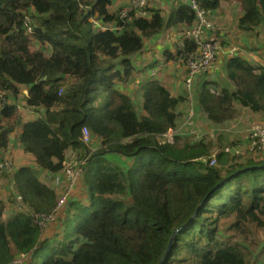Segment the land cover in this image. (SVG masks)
<instances>
[{
  "label": "trees",
  "instance_id": "1",
  "mask_svg": "<svg viewBox=\"0 0 264 264\" xmlns=\"http://www.w3.org/2000/svg\"><path fill=\"white\" fill-rule=\"evenodd\" d=\"M241 1L242 27L264 23V0ZM200 3L212 11L220 6ZM112 6L113 0H0V162L18 129L22 150L51 174L63 168L68 151L89 155L82 179L88 204L72 192L57 226L48 221L49 236L29 213L4 220L0 199V264H253L250 248L223 237L220 223L234 216L236 228L263 225L264 154L242 159L223 146L209 165L203 159L222 144L160 140L178 125L185 96L146 79L139 112L122 90L133 82V57L146 41L170 26L178 32L193 26L195 11L183 4L121 20ZM184 46L168 59L185 62L196 44L186 39ZM227 70L233 86L215 91L203 81L194 90L215 125L235 118L238 104L264 112V65L233 57ZM19 100L43 115L25 120ZM83 127L99 141L97 150L83 142ZM14 177L31 213L56 212L57 192L31 167ZM258 248L264 264V243ZM21 254L27 257L16 261Z\"/></svg>",
  "mask_w": 264,
  "mask_h": 264
},
{
  "label": "rangeland",
  "instance_id": "2",
  "mask_svg": "<svg viewBox=\"0 0 264 264\" xmlns=\"http://www.w3.org/2000/svg\"><path fill=\"white\" fill-rule=\"evenodd\" d=\"M132 0H113V6L112 9L119 11L121 9H126L131 5ZM165 3L166 0H152L151 3L155 2V4L160 7L161 4ZM231 2H236L229 0ZM151 7V5H150ZM166 8V6L164 7ZM239 5L236 3H230L228 4L226 1H222V10L213 13V17L219 18L221 21H224L223 30L227 31L229 35H236L239 32V17L242 14V12L239 9ZM166 11V10H165ZM219 25V24H218ZM166 35V34H165ZM166 37V36H165ZM219 37V36H218ZM171 39V37H170ZM219 40L222 41L221 37H219ZM231 43H233L231 41ZM164 44L166 46V40L164 41ZM33 47L35 49L42 48V45L39 43L34 44ZM49 48L47 49L46 53H49ZM144 53H147V58H143L145 62V66L148 64V60L151 59L152 53H149L146 49ZM167 57V56H166ZM218 57V56H217ZM140 62V61H139ZM216 60L213 64V67L216 64ZM181 69L184 68L187 70L186 64H181ZM167 66L168 72L160 73L161 76L165 77L168 84L175 86H178L177 88L180 89V94L182 93V88L185 87V93L187 96L186 101L182 103L184 106V109L187 111H190V108L194 106L193 98L195 97L194 90L196 89L195 86H193V92L190 93L186 86H185V76L184 78L180 77L175 74V69H177V63L173 61L166 60V63H164V68ZM140 67V66H139ZM174 67L171 71V68ZM225 74V73H224ZM150 77L145 72L138 71L135 74H132V80L133 82L129 84L126 88H122L123 91H125L128 94H132L136 105L139 109V112H141V104L143 102V95H142V82L146 79H149ZM210 81H213L212 79H218L219 85L223 83L224 75L223 72H216L209 75L208 78ZM184 80V84H183ZM142 81V82H141ZM201 81V79L198 80V83ZM184 85V86H183ZM211 88L215 91L219 90L218 87H215L212 83L210 84ZM171 87V86H170ZM183 90V91H184ZM188 94H187V92ZM192 94V95H191ZM20 105V112L23 115V118L25 120H30L31 117L34 119L38 118L40 115H43V110L36 111L34 108H26V104L23 102V100L18 101ZM186 106V107H185ZM189 111L187 113V116L182 114L181 120L178 121V125L176 126L179 128V131L176 133L177 136H181L180 138L187 139V140H199L202 138L206 139H212L216 145H221L214 147V151L220 150L224 146V148L227 147H241L242 149H246L248 145V138L250 134V129L255 124H261L264 125V114L262 113H252L251 110L246 109L244 107L238 106L237 112L235 115V118L229 120L226 123L220 124V125H208L206 121H195V117H193L194 123L191 126H188L185 124L187 117L189 115ZM195 116V114H194ZM32 118V119H33ZM186 118V119H185ZM201 118V117H200ZM203 119V118H201ZM198 122V123H197ZM211 124V123H210ZM214 126V127H212ZM212 127V128H211ZM213 129L215 132H213ZM216 131L219 132L216 134ZM20 130L18 129L15 134H12L13 142L9 146V148L3 152L2 154V160L0 162V199L3 201L5 206V213H4V220L9 218L13 213L18 211H23L25 213H29V210L26 208L24 204L21 203L19 199V195L17 193L16 184L14 181V174L16 171L22 167V166H30L32 163V160H29L27 156L23 152H21L20 147V141L18 135ZM176 137V136H175ZM219 137L221 138L219 140ZM189 138V139H188ZM176 139V138H175ZM161 141H164L163 137L160 138ZM175 141V140H174ZM100 146V143L97 139H92L88 143V148L90 151H95ZM78 152V151H74ZM73 151H68L67 153V160L69 161L73 156L76 154ZM242 159L248 158V157H256L259 155H253L252 153H244L241 154ZM119 160V159H118ZM112 162L116 163V160H113ZM33 172L40 178V172L37 171L34 167L32 168ZM45 179V178H43ZM50 183V187L54 188L55 191L58 194V203H61V196L67 191L69 188V182L64 176H60L57 178V176H53L51 178H47ZM83 175L77 182V184L71 189V192L78 194L76 198H78L79 201L82 203H86V200L83 198V194H85L84 191V184H83ZM81 190V191H80ZM68 201V200H67ZM67 202H65L64 206ZM88 204V203H86ZM64 206L59 208L58 213L52 216H47L49 220L54 221V227L57 226L55 219L58 215L63 216L64 215ZM56 211V212H57ZM40 219V218H38ZM55 219V220H54ZM263 225H258V222L251 223L250 221H247L245 225L243 226L244 229L236 228L234 227L235 223V217H229V218H222L220 223V229L222 230V236L227 238H233L236 241H240L244 243L246 246L250 248V251H252V255L254 256L253 264H259V255L260 251L258 250L259 246H261V243H264V215L261 217ZM51 221V222H52ZM50 224V223H49ZM43 227L45 228V235H51L54 232V227H49V225L46 226V223L44 222ZM245 230V231H244ZM244 231V232H243ZM256 254V255H255ZM24 258L17 257L16 261L20 262Z\"/></svg>",
  "mask_w": 264,
  "mask_h": 264
},
{
  "label": "crops",
  "instance_id": "3",
  "mask_svg": "<svg viewBox=\"0 0 264 264\" xmlns=\"http://www.w3.org/2000/svg\"><path fill=\"white\" fill-rule=\"evenodd\" d=\"M185 1L186 0H166L165 3H163V1H162V4L160 7H158L155 4V2H153V4H151V7H153L152 9L166 10V14H168L172 9L174 10L177 7L185 4ZM222 1L223 2L226 1L228 4L236 3L239 5V7H240L239 9L242 12L239 19L244 15V12H245L241 0H232V1H236V2H231L229 0H220V6L218 9H216L214 11L209 10L210 12L208 14V17L212 21V23L214 24L215 30L208 31V35L221 37L222 41L221 40L220 41L222 44V50L218 54V57L216 59L217 62L215 64V66L209 72H206V73L200 75L196 79L194 86H195V88L197 86V89H198V84L203 82V81L209 82L208 87H210V88H211V86H210L211 83L213 85H215V87H218L219 90H217V91H220L223 87L228 86V85L233 86L234 85L233 82L227 77V71H228L227 70V62L229 59H231L233 57H241L242 59H244L246 61V64H248L250 66L264 65V23L260 24L259 26L253 27L252 29L242 27L239 23L238 24V27H239L238 34L229 35L227 31L223 30L224 21H221L219 18L214 19V17H213V13H216V12L222 10ZM165 6H166V8H164ZM103 26H105V25H103ZM181 33L182 32H178L177 29L174 28L173 26L167 27L166 31H164L157 38L149 39L148 41H146L145 48L143 49V51L138 53L137 55H135L133 57V60H134V63L136 65V69H137L135 71V73L138 71H141L143 73L145 72L150 77L149 79L158 80L161 83H163L173 93L174 96H185L187 98L186 93H185V90H186L185 87H184L185 90L182 88V93L180 94V92H179L180 89L177 88L180 85H177L174 88L173 85L168 84L166 79H164L165 77L164 76L162 77L160 74L163 72H168L166 70L167 66L164 68V63H166V60L173 61V62H174V60H177V58L173 59V60L168 59V58L176 56V51L178 49L179 41L181 38ZM170 37H171V39H170ZM165 40H166V46L164 44ZM231 41L233 43H231ZM231 47H237L238 51L236 53L226 52ZM146 49L148 50L149 53H152V55H151V59L148 60V64L145 66V62H144L143 58H145V57L147 58L148 56L146 55L147 53H144L143 55H142V53ZM181 66L182 65L177 66L176 67L177 69H175V71H174L175 74H177L180 77V79L182 77L184 78V76H186V70L184 68L181 69ZM169 68H171V71H172V69L174 67H169ZM216 72H220V73L223 72L224 80H223V83L221 85L218 84L219 83L218 79H212L213 81H210L208 79L210 74L216 73ZM199 79H201V81L198 83ZM129 84H131V83H129ZM183 84H184V80H183ZM195 91H196V89H195ZM187 94H188V92H187ZM130 95H132V94H130ZM193 101H194V106L192 109H193V112L195 114V116H194L195 121H203L204 120L207 122V124L209 126L212 125L213 123L208 119L206 113L202 110V108L199 107V104L197 102V97H194ZM238 106H240V105L238 104L237 108H238ZM244 108L248 109L247 107H244ZM188 111L189 110L186 111L184 109V106L182 104L180 106H178V112L180 113L179 120H181L183 113L185 116H187ZM252 113H254V112L252 111ZM262 114H264V112H262ZM200 117L203 119H201ZM32 118L33 117H31L30 119H32ZM213 125H215V124H213ZM212 127H214V126H212ZM217 133H219V132L216 131V134ZM177 137H179L181 142L189 141L187 139L180 138V136H177ZM201 140L212 141L215 144V142L212 139H206V138H202V139H199L196 141H201ZM175 141H176V139H175ZM225 150H226V148H225ZM219 151H217V155H218ZM21 152H23L29 160H32L33 164H31L29 167H31V169L34 167L37 171L40 172L41 177L39 179L42 182L46 183L48 186H50L49 180L47 178H51L53 176H56V174H51L48 171H45V170L38 168V166L35 162V157L32 154L24 152L22 150V148H21ZM213 152H212V154H213ZM232 154L237 155L233 152H232ZM217 155H216V162H217V158H218ZM43 178H45V179H43ZM84 192H85V194H83V198L86 199L87 193H86V191H84ZM72 195L77 196L78 194L73 193Z\"/></svg>",
  "mask_w": 264,
  "mask_h": 264
},
{
  "label": "built area",
  "instance_id": "4",
  "mask_svg": "<svg viewBox=\"0 0 264 264\" xmlns=\"http://www.w3.org/2000/svg\"><path fill=\"white\" fill-rule=\"evenodd\" d=\"M151 1L152 0H132L131 5L129 7H127L126 9H121L119 11V18L121 20H125L127 18H130V16L134 13L137 16H148L149 10L153 8L150 7L151 4H149L151 3ZM185 4H187L191 9L195 11L196 21L193 26L186 28L181 33V38L179 41L178 48L179 49L184 48L185 47L184 41L188 39L190 41L195 42L196 50L195 52H192L188 55L185 62H183L182 58L180 57L177 59V61L174 62L177 63V66L184 63L186 64L187 70L185 76V86L187 90L190 93H192L196 79L200 75L209 72L213 68V64L217 59L218 54L222 50V44L217 36L208 35V31L215 30V27L212 21L208 17L210 11L206 10L201 6L200 0H186ZM29 21L30 19L27 18L26 19L27 25ZM97 25L99 27H102V25L99 23H97ZM237 51H238L237 47H231L226 52L236 53ZM192 108L193 107L190 108L189 115L185 122V124L188 126H191L194 123L193 121L194 112ZM178 131L179 128L177 127L169 128L168 130H166V132L160 136L166 139L162 142L173 143L176 138L175 136H177L176 133ZM213 132H215L214 129ZM82 134H83L82 135L83 142L88 145V143L91 140V134L87 129V127H83ZM226 150H231L233 153L237 155H241L244 153H252L255 156L264 154V125L255 124L251 127L248 138V145L246 149H242L241 147L237 146V147H227ZM74 153L76 155L73 156L69 161L67 160L68 157H66L65 161L63 162V168L59 172L54 173L56 174L57 178L60 176H64L70 184L67 191L61 196L62 202L58 203V206L55 211L59 210V208L63 207L65 202H67L69 195L72 193L71 189L77 184L79 179L82 177L84 164H86V162L88 161L89 155H85L84 157L81 158L78 152H74ZM216 155H217V151H214L211 156H209L206 159H203V161L209 163V165H214L216 163ZM59 211L53 213L52 215L55 216V214L58 213ZM29 214L34 218L35 222L40 226V230L44 231L45 230V228L43 227L44 222L46 223L47 226L48 221H50L47 218V216L33 214L30 211ZM20 257L25 259L27 257V254H21Z\"/></svg>",
  "mask_w": 264,
  "mask_h": 264
}]
</instances>
